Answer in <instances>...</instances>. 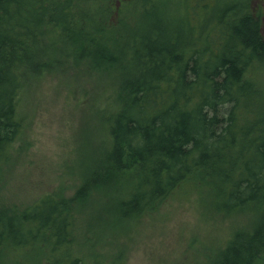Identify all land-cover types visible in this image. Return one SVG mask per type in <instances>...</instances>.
Listing matches in <instances>:
<instances>
[{"label":"trees","instance_id":"1","mask_svg":"<svg viewBox=\"0 0 264 264\" xmlns=\"http://www.w3.org/2000/svg\"><path fill=\"white\" fill-rule=\"evenodd\" d=\"M112 1L0 0V264H101L74 247L77 230L90 232L92 196L132 221L186 184L208 211L248 219L211 264H264L261 11L252 0H180L169 22L135 34ZM46 71L88 97L85 72H108L103 99L115 103L104 108V145L89 171L77 168L74 194L21 208L2 190L18 162L25 88Z\"/></svg>","mask_w":264,"mask_h":264},{"label":"rangeland","instance_id":"2","mask_svg":"<svg viewBox=\"0 0 264 264\" xmlns=\"http://www.w3.org/2000/svg\"><path fill=\"white\" fill-rule=\"evenodd\" d=\"M150 1L153 4L138 0L139 8L137 4L135 10L136 0H113L110 7L123 8L120 14L126 29L135 34L145 32L143 29L149 32L157 21L167 23L169 14L180 12V0ZM251 4L262 13L264 36V0H252ZM76 70L68 72L74 74ZM94 73L85 72L82 78L91 96L89 102L90 96L68 82L65 74L46 71L25 88L23 132L15 145L18 162L9 169L2 190L8 203L24 208L48 193L62 192L64 197H70L80 182L77 168L90 170L93 156L104 145V108L115 103L112 98L103 99L108 72ZM103 199L92 196L86 205L85 224L81 223L90 232L80 236L76 231V253L87 263L94 259L89 258L93 251L101 264H211L235 225L244 227L248 220L247 216L225 217L208 211L188 184L156 210L132 221L119 219L115 209L109 213L106 208L110 200Z\"/></svg>","mask_w":264,"mask_h":264}]
</instances>
